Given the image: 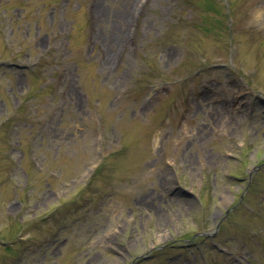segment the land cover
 <instances>
[{"label":"rangeland","instance_id":"374dc122","mask_svg":"<svg viewBox=\"0 0 264 264\" xmlns=\"http://www.w3.org/2000/svg\"><path fill=\"white\" fill-rule=\"evenodd\" d=\"M254 5L0 0V264H264Z\"/></svg>","mask_w":264,"mask_h":264},{"label":"bare ground","instance_id":"6f19581e","mask_svg":"<svg viewBox=\"0 0 264 264\" xmlns=\"http://www.w3.org/2000/svg\"><path fill=\"white\" fill-rule=\"evenodd\" d=\"M251 13H252V17H253L252 19L255 22H259V23L264 24V0H257V3L255 5V7L252 9ZM106 38L109 39L108 42L110 43V46L112 45V49H113L115 41L118 37H115L114 35L110 34V35H107ZM119 41H122V38H119Z\"/></svg>","mask_w":264,"mask_h":264}]
</instances>
